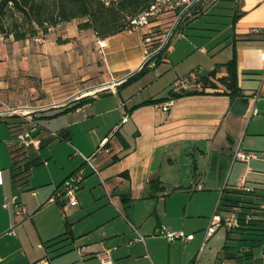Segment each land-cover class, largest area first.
Returning a JSON list of instances; mask_svg holds the SVG:
<instances>
[{"label": "crops", "instance_id": "obj_1", "mask_svg": "<svg viewBox=\"0 0 264 264\" xmlns=\"http://www.w3.org/2000/svg\"><path fill=\"white\" fill-rule=\"evenodd\" d=\"M218 1L205 0L184 17L161 60L148 66L157 70L161 63L163 71L173 67L170 86L143 96L120 88L128 83L123 76L143 62L144 28L99 38L90 29L79 30L76 19L66 21L75 24L74 37H85L84 45L98 55L104 73L98 83L87 75L74 77L78 78L74 82L87 80L88 84L75 85L70 95L43 103L88 92L81 96L85 99L81 105L67 110L58 107L56 113L62 115L52 129L60 138L49 136L50 130L39 121V148H23L28 158H36V165L44 164L42 178L32 180V167L26 178L16 182L10 167L2 172L0 264H102L98 254L105 250L111 259L107 264H193L198 246L199 250L210 237L204 240L212 211L264 216V181L250 183L246 176L238 181L233 177L236 161H244L234 158L236 149L261 157L243 131L248 123L252 134H260L264 121L260 116L264 114V0H232V31L223 42L217 40L219 35L205 32L216 28L196 25ZM172 20V15H166L153 22L151 42L162 40ZM253 27L258 31H251ZM233 54L243 93L238 99L231 101L220 92L222 87L219 92L208 87L204 92L171 97V92L199 88L201 74L213 69L215 77L226 74L224 63ZM80 64L76 61L71 67L77 72ZM184 64L185 69L178 70ZM157 98L164 100L151 102ZM169 98L173 103L163 110L160 105ZM14 121H6L14 138L8 146L15 142ZM76 150L92 155L97 171ZM78 171L77 203L70 205L65 196L50 203L53 187ZM196 184L202 187L195 188ZM12 196L22 205L21 211ZM38 215L45 225L38 224ZM162 225L193 237L169 241L157 231ZM222 227L226 240L231 235L245 236L235 228ZM224 246L221 264L224 259L264 264V242L237 246L235 251H229L227 241Z\"/></svg>", "mask_w": 264, "mask_h": 264}, {"label": "rangeland", "instance_id": "obj_2", "mask_svg": "<svg viewBox=\"0 0 264 264\" xmlns=\"http://www.w3.org/2000/svg\"><path fill=\"white\" fill-rule=\"evenodd\" d=\"M234 7L235 2L232 0H219L214 10L209 15L204 14L196 25L201 28H216L215 30L205 29V32L219 35L217 40L223 42L225 40L223 38L228 37L227 35L232 31L231 22ZM173 22L174 20L171 23L173 24ZM75 34H77V31L73 22L58 23L50 27L47 33L40 32L36 36L25 40H14L12 35L0 34V105L1 103L7 105H38L48 103L52 99L65 97L74 91L75 85L82 88L88 84L87 80L73 81L78 80L74 77L82 74L89 76L92 83L101 81L104 70L98 55L92 53L90 45H84L85 37L79 35L74 37ZM60 40L68 41H65L62 47H58V43L62 42ZM174 40L175 35L170 42H174ZM58 48H64V51L60 52ZM150 49H152L151 46ZM69 58H71V61L68 63ZM76 61L79 63L81 61L77 72L71 67ZM185 65L179 66L178 70L185 69ZM157 66H159L157 70L153 66L145 68L120 89L129 93L139 92L143 96L160 90L164 85L169 87L168 81L171 74H175V69L170 67L163 71L164 64L158 63ZM262 97L264 95H261ZM57 109L58 107H50L40 111L37 118L38 122L40 121L51 132H57L52 128L58 124L62 115V113H56ZM260 116L264 117V114H260ZM6 118L0 116L1 174L2 172H9L11 157L8 141L14 139L9 132ZM261 128L260 134H252L251 126L248 127V123L244 127L243 135L245 134L246 140L252 142L251 147L260 152L261 157L255 156L247 161H236L233 170V177L237 179L236 181L243 176H246L250 183L264 181V121L261 122ZM47 150V147L44 148V151ZM43 169L44 164H34L32 166L30 177L34 182L44 176ZM234 181L232 180V182ZM55 188L56 186L53 187L49 197L53 195ZM51 202H54V200L51 199ZM202 203L204 204L203 211H206V208H208L207 198L202 199ZM214 213L212 211L209 215V224ZM37 220L40 226L46 224V220L40 219L39 215ZM231 236L226 240L225 229L223 227L219 228L205 241L199 250L198 246L195 257L196 264H221L220 252L226 241L229 251H235L237 246L244 247L257 243L250 235ZM223 264H234V262L230 259H224Z\"/></svg>", "mask_w": 264, "mask_h": 264}, {"label": "trees", "instance_id": "obj_3", "mask_svg": "<svg viewBox=\"0 0 264 264\" xmlns=\"http://www.w3.org/2000/svg\"><path fill=\"white\" fill-rule=\"evenodd\" d=\"M153 0H0V34L12 35L14 40H25L34 37L38 33H47L49 28L60 22L77 20L79 30H92L99 38H106L127 29L129 18L139 11L148 7ZM196 6L193 8L192 12ZM185 17V16H184ZM182 17L166 43L160 47L147 61H145L138 71L128 76L124 82L129 81L139 72H142L152 62L156 64L161 60L162 55L168 49L173 34L181 26L184 19ZM64 43L68 40H60ZM152 41V40H151ZM160 42H150L147 46L152 49L157 48ZM226 74L215 77V69L206 74L198 76L199 88L189 90H178L171 92V97H178L184 94L204 92L211 87L214 91L229 95L231 101L242 96V90L238 86L237 61L233 56L224 63ZM84 98H76L65 105L63 110H67L81 105ZM164 98L151 100L152 103L163 101ZM70 104V105H68ZM13 174V181L26 178L30 168L36 163V158H28L26 150L22 146H17L14 142L8 146ZM222 209V206H219ZM254 208V207H253ZM239 214L241 219L235 228L239 233L251 235L252 239L258 243L264 242V216H258L254 212L233 211ZM244 214V215H242ZM249 214L250 218L246 219ZM232 230V229H229ZM226 247V246H224Z\"/></svg>", "mask_w": 264, "mask_h": 264}, {"label": "built area", "instance_id": "obj_4", "mask_svg": "<svg viewBox=\"0 0 264 264\" xmlns=\"http://www.w3.org/2000/svg\"><path fill=\"white\" fill-rule=\"evenodd\" d=\"M205 0H153L148 7L139 11L137 14L129 18L128 26L126 30H137L140 28H144L142 33V41L145 43L144 50V59L143 63L147 61L155 52H157L165 40L169 30L166 32L160 44L157 48L150 49L147 46L148 43L151 42L153 36V22L158 21L160 18L166 15H172L174 22L179 21L182 17L190 14L195 6L200 4ZM173 22V23H174ZM178 23V22H177ZM173 25V24H172ZM171 28V27H170ZM251 31H258V28L253 27ZM98 44L101 46L102 41L100 39L97 40ZM142 63V64H143ZM87 91H82L79 94H76L72 97L79 98L82 95L87 94ZM70 97V98H72ZM67 98L61 102H52L50 104H38V105H30V104H17V105H7L5 103H1L0 105V116L7 117L6 119L13 118L14 122L11 123L14 128V137L15 143L18 146H22L23 148H27L29 146H34L35 148H39L41 143V138L39 136V131L41 126L38 122L39 112L50 108V107H61L67 103L70 99ZM173 103V98H169L166 101L162 102L160 107L163 110H168L170 105ZM125 119V118H124ZM49 136L53 138H60V135L57 132H49ZM104 143V141H103ZM78 152L85 163H87L93 170L97 171L92 162V155H84L79 150ZM258 156L254 152H249L245 150L236 149L234 153V158L239 160L247 161L251 157ZM80 174L81 171L76 172L75 174H71L67 178H65L54 190L53 195L49 198L50 200L57 199L60 196H65L67 198V202L70 205H75L77 203L76 192L80 183ZM2 182L1 177V169H0V183ZM201 184H196L195 188H201ZM243 188L247 191L253 190L251 186H243ZM12 202L14 203L17 211L22 210V205L16 201V196H12ZM4 206L7 205V202L3 203ZM250 215H246V219L248 220ZM241 219L237 212L228 211L224 213L215 212L211 218L210 224L205 229L204 240H206L209 236H211L219 227L225 226L228 229L236 228ZM161 233L167 240L172 241L175 239H190L193 237L192 233H185L183 230H169L164 225L158 228L157 230ZM102 264H107L111 262L109 256V250H105L102 253L98 254ZM196 259L193 264H196Z\"/></svg>", "mask_w": 264, "mask_h": 264}, {"label": "water", "instance_id": "obj_5", "mask_svg": "<svg viewBox=\"0 0 264 264\" xmlns=\"http://www.w3.org/2000/svg\"><path fill=\"white\" fill-rule=\"evenodd\" d=\"M177 22H178V21L176 20V21L173 23V25L171 26V28H170V30H169V32H168V34H167L165 40L163 41V43H162V45H161L160 47H162V46L166 43V41H167L168 38L170 37V35H171L173 29L175 28ZM159 49H160V48H159ZM142 63H143V62H142ZM142 63H141V64H140L135 70H133L132 72H130V73L126 74L125 76H123V78L128 77L129 75H131V74H133L134 72H136V71L138 70V68H140V67L142 66ZM237 99H238V98H237ZM235 111H238V110H235Z\"/></svg>", "mask_w": 264, "mask_h": 264}]
</instances>
